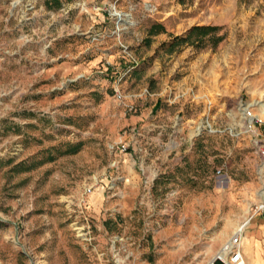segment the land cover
Listing matches in <instances>:
<instances>
[{"label": "rangeland", "instance_id": "obj_1", "mask_svg": "<svg viewBox=\"0 0 264 264\" xmlns=\"http://www.w3.org/2000/svg\"><path fill=\"white\" fill-rule=\"evenodd\" d=\"M195 25L217 30L178 39ZM191 72L222 124L257 106L264 0H0V264H227L238 234L246 264H264V219L239 230L262 186L241 127L183 141L156 176L127 157L107 186L109 144L135 123L153 138L136 116L157 113L163 77Z\"/></svg>", "mask_w": 264, "mask_h": 264}, {"label": "built area", "instance_id": "obj_2", "mask_svg": "<svg viewBox=\"0 0 264 264\" xmlns=\"http://www.w3.org/2000/svg\"><path fill=\"white\" fill-rule=\"evenodd\" d=\"M159 97L169 106H175V110L171 113L168 122L154 121L152 129L154 130V137L149 138L147 135V127L141 124H131L124 130L123 136L117 141L109 144L110 162L109 169L106 173L109 179L108 188L115 189L119 182L123 179L121 171L123 160L128 157L132 158L135 166L141 171L146 172L151 169L153 175H157L162 169V166L171 157L173 151L186 141L187 145L193 146L197 137L201 136L208 131H218L231 129V132L238 127L250 135L256 151L259 153L262 160L261 168V195L252 206L251 218L255 215L261 216L264 219V106L254 104L253 102H241L238 105V112L240 118L236 117L227 121L225 124L217 121L213 109L215 103L208 96L207 93L200 91L195 86H185L184 83L177 79L175 76L164 84L159 92ZM117 97L121 99L130 110H136L133 103H127V94L121 91L117 92ZM197 104L201 107L200 113L197 115L198 119L189 118L187 115L188 105L192 106ZM158 112L154 114L155 117ZM186 129L190 132L185 135ZM161 165H159V161ZM150 162V163H149ZM222 168L216 169V173H220ZM101 182L98 176H93L91 182L87 184L85 193L91 194L96 186ZM83 201L87 203L86 196ZM243 229H241L242 231ZM227 264H241L245 261L244 253L241 247L240 234L234 236L229 240L225 246Z\"/></svg>", "mask_w": 264, "mask_h": 264}, {"label": "crops", "instance_id": "obj_3", "mask_svg": "<svg viewBox=\"0 0 264 264\" xmlns=\"http://www.w3.org/2000/svg\"><path fill=\"white\" fill-rule=\"evenodd\" d=\"M189 67H191V66H189ZM189 67H186V68H189ZM170 75L171 74H169L167 77H163V85L166 83V82H168L169 81V79H170ZM165 78V79H164ZM180 81L182 82V83H184L185 84V86H195V87H198V89L200 90V91H203V92H206V89H207V84H206V82H207V80L205 81V78L203 77V76H201V75H199L197 72H191V73H187V74H185L182 78H180ZM162 89V87L157 91V92H155L154 94L156 95V96H154L155 97V99H160V97H159V92H160V90ZM139 94H141V93H138V95ZM134 95H136V94H134ZM128 96V98H130L131 100L130 101H132L133 102V99H132V94H129V95H127ZM157 97V98H156ZM153 107H155V110L158 112V115H156L155 117L153 116L152 117V119L150 118V119H148V116H144L145 114L144 113H142V114H139V115H137L136 117L138 118V119H142V120H139V122L141 123L142 121H144L146 124H152L153 125V123H154V121H159V122H168L169 120H170V117H171V113L174 111V109H175V106H169V105H167L166 103H164L163 102V100H157V101H155L154 102V104L152 105ZM199 107V106H198ZM141 108V107H140ZM188 108L189 109H193L192 108V106H189L188 105ZM201 107H199V109H200ZM142 109V108H141ZM192 116V115H191ZM191 116H189V118L191 117ZM192 118V117H191ZM146 120V121H145ZM151 121H153L152 123H150ZM136 124V123H135ZM139 124V123H138ZM152 134L154 135V130H153V132H152ZM154 137V136H153ZM127 158V157H126ZM160 162H163L164 163V160H162V161H159V165H161L160 164ZM164 165V164H163ZM163 165H161L162 166V168H163ZM107 178V177H106ZM108 179V178H107ZM121 182V181H120ZM119 182V183H120ZM108 183H109V179H108V182H107V186H108Z\"/></svg>", "mask_w": 264, "mask_h": 264}, {"label": "trees", "instance_id": "obj_4", "mask_svg": "<svg viewBox=\"0 0 264 264\" xmlns=\"http://www.w3.org/2000/svg\"><path fill=\"white\" fill-rule=\"evenodd\" d=\"M59 3H60V0H59ZM163 30H164V26L161 24H157L151 27L150 33H159ZM213 30H217V28H213L212 26H208V25H195L189 30V32L185 36L179 37L178 39L182 38L183 40H186V41L190 39H198V41H203L206 35L209 34ZM215 39H216V42H218L222 38L218 37Z\"/></svg>", "mask_w": 264, "mask_h": 264}, {"label": "bare ground", "instance_id": "obj_5", "mask_svg": "<svg viewBox=\"0 0 264 264\" xmlns=\"http://www.w3.org/2000/svg\"><path fill=\"white\" fill-rule=\"evenodd\" d=\"M116 13H118V14L120 15V17H121L122 13H120L119 11H116ZM255 103L264 106V99H258ZM249 222H250V221H249V219L247 218V219L243 222V224H241V226L239 227V230L244 229V228L248 225ZM222 252L225 253V252H226L225 249H222ZM222 255H223V254H222ZM241 264H246V262L244 261V262H242Z\"/></svg>", "mask_w": 264, "mask_h": 264}]
</instances>
